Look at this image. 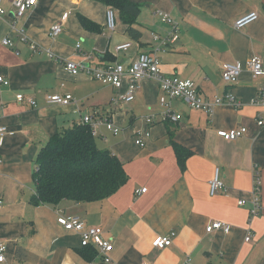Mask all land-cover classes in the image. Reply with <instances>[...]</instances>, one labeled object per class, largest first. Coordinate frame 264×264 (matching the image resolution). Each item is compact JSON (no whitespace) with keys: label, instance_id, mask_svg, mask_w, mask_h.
I'll list each match as a JSON object with an SVG mask.
<instances>
[{"label":"crops","instance_id":"0c3cea01","mask_svg":"<svg viewBox=\"0 0 264 264\" xmlns=\"http://www.w3.org/2000/svg\"><path fill=\"white\" fill-rule=\"evenodd\" d=\"M128 1L139 5V42L126 34L117 11L114 30H107V8L93 0H37L15 20L14 29L11 0H0L4 10L0 77L8 82V86L0 83V127L7 131L0 146L3 264H102L93 246L84 249L79 234L59 226V215L101 228L113 246L111 264H264V126L256 123L261 109L251 103L264 76L254 78L246 68L249 60L264 67V0ZM160 12L169 16L172 25L162 21ZM249 12H256L258 20L236 30L234 21ZM80 17L91 29L81 25ZM59 23L61 33L50 37L52 26ZM171 35L177 39L165 42ZM5 38L11 47L2 44ZM125 43H131L127 51H114ZM139 54L155 56L161 75L193 81L206 101L229 93L240 106L219 104L210 116L177 99L165 108L155 80L141 81L133 102L125 104L128 80L114 89L83 72L70 75L60 61L90 67L128 65ZM234 63L241 64L242 71L228 87L222 69ZM17 95L36 105L18 102ZM50 95H70L73 102L48 104ZM167 110L180 119L164 121ZM94 113L119 128L114 136L101 126L94 139L108 145L110 139L120 138L112 145L113 154L123 164L126 183L99 202L33 204L39 150L51 137ZM148 117H153L151 124ZM240 127L246 128V134L237 140L225 141L217 135ZM140 137L142 147L135 143ZM174 145L184 151L183 169ZM215 170L223 189L211 195ZM254 172L261 181V212L249 223ZM142 189L145 193H139ZM240 200L245 201L243 206L238 205ZM215 221L228 225L229 231L207 234L206 227ZM249 232L250 241L245 242ZM171 233V246L154 248L157 236Z\"/></svg>","mask_w":264,"mask_h":264},{"label":"built area","instance_id":"2783aa9c","mask_svg":"<svg viewBox=\"0 0 264 264\" xmlns=\"http://www.w3.org/2000/svg\"><path fill=\"white\" fill-rule=\"evenodd\" d=\"M12 6L14 8V20L10 24L12 29L15 28V20L21 18L28 10L36 6L37 0H11ZM4 15V10L0 7V20ZM162 21L169 25H172V20L167 14L159 13ZM66 17L62 20L64 21ZM258 20V14L256 12H249L243 16H240L234 21L233 27L236 30L244 29L250 24ZM116 24V17L114 10L107 9L106 11V28L109 31H113ZM61 33V23L52 26L50 30V37L54 38ZM19 36L23 38V32L18 31ZM154 40H158L157 36H154ZM176 36H170L167 41H175ZM2 44L8 47L12 46L11 41L8 38L3 39ZM131 46V43H125L118 45L114 48L116 53L125 52ZM32 50H36L35 46H31ZM78 49V46H77ZM63 69L70 75H76L79 72L85 73L87 76L91 77L93 80L99 81L102 84L110 86L114 89H119L122 85L124 79L128 80L129 87L126 95L122 98V102L125 104L131 103L134 100V93L139 87V83L143 80H155L159 85L160 105L168 108L169 102L171 100H182L190 109L201 111L208 116L213 112L215 106L219 104H227L238 108L240 103L229 93L225 94L224 98H216L213 102L206 101L198 88L195 86L194 82L188 79H179L173 76H163L160 73V62L159 60L149 54H139L135 60L130 64L125 65L123 63H113L103 66L90 67L89 65H83L82 63H75L69 60H60ZM246 68L252 73L254 78L259 76H264V67L258 60H249L246 64ZM242 71V66L239 63L234 64H224L222 69L221 78L224 84L228 87L233 86ZM0 83L4 86H8V82L0 77ZM16 100L18 102H26L30 106H35L36 103L32 99H24L22 95H17ZM46 102L48 104L67 106L73 102V98L70 95H50L46 97ZM252 105H255L261 109V116L257 118V125L259 127L264 126V83L261 89L258 91L257 95L251 101ZM2 105L0 103V110ZM153 117L146 118V122L151 124L153 122ZM162 119L164 121L177 122L180 116L171 114L168 110L162 114ZM82 124L87 125L90 129V133L93 137L97 135L98 129L104 126L112 135L116 136L119 133V128L114 126L112 122L107 119L98 117L96 113L88 116H84L81 121ZM6 129L0 127V146L3 142V137L6 134ZM246 134V128L240 127L237 129H231L227 131H218L217 135L225 141H234L238 138L243 137ZM148 137L149 134H146ZM136 145L143 146V140L140 137L136 140ZM210 194L215 195L219 190L223 189L222 182L218 179V171L215 170L213 179L210 181ZM260 189L261 181L257 172L253 173L252 178V189H251V199L249 201L250 208L248 211L249 223L257 217L261 212V202H260ZM145 189L139 191V193H145ZM245 204L244 200L238 202L239 206ZM2 201L0 200V210L2 209ZM57 223L59 226L67 231L75 232L81 237V246L88 247L93 246L98 252L102 264H111L110 253L112 252V243L104 238L103 231L99 227H88L85 225L78 217L64 218L62 216L57 217ZM216 231H223L227 233L229 231V226L221 222L215 221L211 222L206 227V233L211 234ZM174 233L168 236H157L153 246L158 250H162L166 247L171 246L172 238ZM251 233L245 238V242L250 241ZM5 250L6 247L4 243L0 241V264L6 263L5 261ZM140 264H153L151 262H142Z\"/></svg>","mask_w":264,"mask_h":264},{"label":"trees","instance_id":"16d2710c","mask_svg":"<svg viewBox=\"0 0 264 264\" xmlns=\"http://www.w3.org/2000/svg\"><path fill=\"white\" fill-rule=\"evenodd\" d=\"M93 1L117 11L126 25V34L140 41L142 33L136 27L138 4L128 0ZM80 22L91 29L85 18L80 17ZM174 149L183 169L184 151L175 145ZM33 179L35 194L31 202L55 207L64 201L86 204L107 199L126 183L127 176L119 158L100 149L89 127L79 124L54 135L39 150Z\"/></svg>","mask_w":264,"mask_h":264},{"label":"rangeland","instance_id":"374dc122","mask_svg":"<svg viewBox=\"0 0 264 264\" xmlns=\"http://www.w3.org/2000/svg\"><path fill=\"white\" fill-rule=\"evenodd\" d=\"M117 141H120V138L119 139H110V143L107 145V144H103L101 143L98 138H95V142L96 144L102 149V150H108L110 153H114L113 150V143L117 142Z\"/></svg>","mask_w":264,"mask_h":264}]
</instances>
